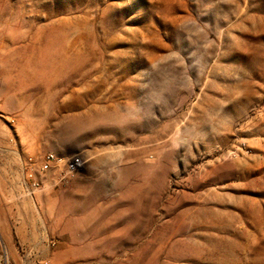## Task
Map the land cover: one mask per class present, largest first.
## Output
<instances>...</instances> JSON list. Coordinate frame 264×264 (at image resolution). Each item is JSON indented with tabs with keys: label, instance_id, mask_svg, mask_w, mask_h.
<instances>
[{
	"label": "rangeland",
	"instance_id": "obj_1",
	"mask_svg": "<svg viewBox=\"0 0 264 264\" xmlns=\"http://www.w3.org/2000/svg\"><path fill=\"white\" fill-rule=\"evenodd\" d=\"M47 260L264 264V0H0V264Z\"/></svg>",
	"mask_w": 264,
	"mask_h": 264
},
{
	"label": "built area",
	"instance_id": "obj_2",
	"mask_svg": "<svg viewBox=\"0 0 264 264\" xmlns=\"http://www.w3.org/2000/svg\"><path fill=\"white\" fill-rule=\"evenodd\" d=\"M63 160L62 157H58L54 152H47L45 155V163L42 166V170H46L47 168H49L51 163H61ZM30 176H33V173L29 174ZM39 181L35 180L34 181V185L37 186L39 185L38 183ZM44 264H53L52 262H50L49 260L45 261Z\"/></svg>",
	"mask_w": 264,
	"mask_h": 264
}]
</instances>
